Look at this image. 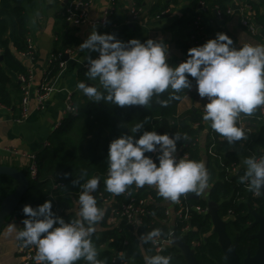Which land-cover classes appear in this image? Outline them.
I'll return each mask as SVG.
<instances>
[{"label":"clouds","instance_id":"clouds-1","mask_svg":"<svg viewBox=\"0 0 264 264\" xmlns=\"http://www.w3.org/2000/svg\"><path fill=\"white\" fill-rule=\"evenodd\" d=\"M51 3L52 0H49ZM98 52L99 57L89 60L86 76L98 85L77 84L84 96L94 103L119 107H150L156 103L167 107L170 100H181L182 93L196 81L198 95L207 99L203 106V121L228 144L246 139V132L238 122L242 115L252 116L264 109V45L244 44L239 48L226 33L202 46L189 49L188 59L178 66L168 63L169 48L163 40L131 39L123 42L114 34H99L93 30L79 46ZM168 93V99L160 97ZM144 122L130 128L132 135H123L109 145L105 191L119 196L134 185L137 189L153 187L157 194L170 202H179L189 193L201 196L211 187L210 173L204 161L178 158V142L187 141V134L175 136L158 134L155 130L138 133ZM156 153V158L146 155ZM156 160L159 161L157 164ZM246 170L239 182L248 191L264 194V156L244 160ZM82 173L80 180L87 176ZM80 184L79 210L76 217L66 221L53 211L51 200L32 207L25 205L23 228L16 239L23 247H34L35 264H106L98 259L93 236L105 216L94 193L99 190L101 178L93 177ZM15 227V226H13ZM171 233H169V236ZM164 233L153 229L140 237L141 244L156 245ZM159 253V249L157 250ZM119 258L124 261L123 252ZM144 264H171L172 257L162 254L145 255Z\"/></svg>","mask_w":264,"mask_h":264},{"label":"trees","instance_id":"trees-1","mask_svg":"<svg viewBox=\"0 0 264 264\" xmlns=\"http://www.w3.org/2000/svg\"><path fill=\"white\" fill-rule=\"evenodd\" d=\"M24 0H0V38L3 45L6 41H2V36L8 28L15 33L16 43L19 47L26 42L27 46V16L24 13ZM177 0H173V4ZM204 1L209 7L210 2L213 7L218 4L213 0H198L194 4V18L198 15L199 2ZM252 7L253 21L259 28L260 32H264V13L261 9L264 7V0H247ZM142 0H138L140 4ZM170 6L166 1L165 5L156 6L154 12H162ZM219 10L224 13L226 8L219 4ZM186 20H180L174 24L173 28L183 29L189 24H193ZM191 33H194L192 30ZM259 40L263 35L259 33ZM200 39V37H199ZM202 41L206 43L203 39ZM193 48L192 43L183 45L184 58L186 61L189 49ZM3 54V53H2ZM5 62L11 69L27 76L28 71L24 68L12 54L7 50L4 54ZM62 59H56L51 67L50 74H56L60 71V63ZM181 62V63H182ZM172 66H178L179 62L169 60ZM81 80L88 79L86 71L81 69L79 72ZM192 85H196L194 78ZM2 79L5 81L4 74ZM192 86V87H193ZM182 93V98L189 92ZM168 93L163 94L160 99H168ZM182 100V99H181ZM181 100H170L167 107H162L156 103L155 98L150 107L144 106H126L119 107L112 104L94 103L89 100L84 104L77 106L78 112L75 115H69L65 118L60 128L55 132L52 139V147L38 154V174L37 178H30V170H26V174L30 179V190L23 197L16 211L7 218V222L15 218L23 227V220L27 217L24 215L23 208L25 205L37 207L44 202L51 200L53 203V211L62 216L66 221H70L76 217L72 210L74 200H78L80 194V184H74L77 179L80 180L82 173L87 171L88 175L80 180L81 184L93 177H100L99 190L94 193L97 198L98 206L105 209L107 219L110 215L109 207L104 205L103 199H108L111 195L105 191L104 179L107 178L108 170V152L110 143L123 135H132L130 128L134 127L138 122H144L143 128L136 133L138 139L144 131L155 130L158 134H169L175 136L177 132L181 135L187 134V141L178 142V152L180 158L188 154L190 159L203 161V156L199 149V136L201 132L209 125V138H216L217 151H211L210 145L206 150L208 157L207 169L210 173V182H213V188L208 198L197 197V195L189 193L184 197L187 204H202L218 206L217 213L223 219H226V230L232 241L237 242V253L243 261L246 257L252 256L258 249V240L255 238L259 231V225H255V218L250 217L249 206L256 213L264 214V200L262 197H254L251 192L247 196L248 203L241 199V194L246 193L244 184L239 182V177L244 175L246 167L241 165V158L238 153L231 150V144H228L219 134L214 132L209 122L203 121L198 113L190 111L188 116L178 115V106ZM261 114V109L253 114L254 119L250 120V125L254 129L253 134L246 135V139L237 143L243 146V157H258L264 154V124H260L257 117ZM242 143V145H241ZM225 154V155H224ZM148 156H154L156 153H146ZM184 155V156H183ZM226 164L236 163L237 174L225 180L226 170L220 164V158ZM157 164L159 163L156 160ZM15 180L6 175H0V205L2 201L11 194L15 189ZM63 182L65 187L60 190H54L55 183ZM56 193L57 200L51 199V194ZM129 192L136 196L146 197L149 193L153 194L158 204L150 206L155 215L143 216L142 225L134 228L123 221L122 226L107 229L101 236L94 234L93 241L97 247L98 259L106 261V264H121L119 252H123L125 260L128 264H144L143 257L147 254H162L172 257L171 264H187L183 252L176 247H170L164 251H158L152 244H141L140 237L145 233L159 228L163 231L164 237L168 238L171 231L175 232L178 237L181 234V228H187L188 231L183 234V239L189 248H193L196 259L199 264H228L223 249L219 243L217 232H213V224L211 215L207 213H194L191 219L187 221H174L173 225L164 224L162 219L165 218V207L161 203L163 198L157 194V191L149 186L137 189L134 185ZM99 193H103L100 197ZM124 199V196L121 197ZM249 204V205H248ZM253 221V223H252ZM252 223V224H251ZM128 244L125 245L124 241ZM103 244H107V249H101ZM80 264H84L83 261Z\"/></svg>","mask_w":264,"mask_h":264},{"label":"crops","instance_id":"crops-1","mask_svg":"<svg viewBox=\"0 0 264 264\" xmlns=\"http://www.w3.org/2000/svg\"><path fill=\"white\" fill-rule=\"evenodd\" d=\"M110 0H92L90 7V16L98 20L103 17L104 11L109 7ZM198 0H179L172 4L169 12L162 17H157L159 12L155 13L156 6L165 5L166 0H116L113 14L110 17V24L113 27L105 28L101 25L85 23L83 25H74L67 22L63 16V11L67 3L66 0H24V13L27 16V35L31 36L35 55L31 59L26 51L28 46L26 42L19 47L16 43L15 33L8 28L2 36L3 59L0 60V165L13 166L20 170L30 169V156L36 155L52 147V139L55 132L60 128L65 118V100L66 93L73 92L76 106L84 104L89 99L78 90L77 84L84 82L88 86L98 85V81L89 79L81 80L79 72L84 69L86 72L89 67L87 57L96 59L98 52L83 50L79 46L85 42L93 30L99 34H114L118 40L123 42L131 39H138L142 43L148 39L163 40L169 48V60L178 61L179 64L184 58L183 45L192 43L190 41L191 27L189 24L183 29L173 28L174 24L180 20L187 22L193 21L194 4ZM217 1L213 7L210 2L207 9L199 8V14L203 21L202 36L205 42L216 38L218 33H226L234 41V46L239 48L244 44L264 45V32L262 40L258 36L252 35L243 27L241 17L238 14H225L221 9L217 11L219 4L224 7H240L248 3L247 0H213ZM259 1V0H256ZM220 8V7H219ZM136 12L134 17L133 12ZM264 13V7L261 9ZM261 31V30H260ZM193 44V43H192ZM194 47V46H193ZM9 51L30 74L29 86L31 97L29 102V113L25 120L20 121L22 108V82L20 73L8 67L5 62V51ZM62 59L60 71L56 74H50L51 67L56 59ZM52 59V60H51ZM63 66H61V64ZM4 74L5 81L2 79ZM47 81L53 84L55 90L46 99L44 108H40L37 100L39 89L44 83L46 74ZM208 101L202 99L197 92V86H193L187 92L178 106L179 116H188L190 111L203 116V105ZM209 125L201 132L199 136V149L206 164L208 157L206 150L210 144ZM242 145V143H241ZM236 152L241 158L242 166L245 158L242 155V148L235 144ZM211 187L202 196H210ZM16 188V182H14ZM100 194L103 193H99ZM122 195H110L107 200H103L104 205H109L122 200ZM72 210L75 214L78 212V200H74ZM163 205L174 209L173 202L163 199ZM106 216V212H105ZM96 225V234L101 236L107 229H113L122 226L123 221L111 222L109 216ZM226 221V219H224ZM216 222V221H215ZM15 226V227H13ZM22 225L12 218L3 227L0 233V264H22L18 248L20 241L16 239ZM215 229V226H214ZM168 248L176 247L181 252L186 253L188 248L183 238L175 235L167 242ZM108 245L103 244L101 249H107ZM149 255V254H147ZM150 256V255H149ZM185 256V254H184Z\"/></svg>","mask_w":264,"mask_h":264},{"label":"built area","instance_id":"built-area-1","mask_svg":"<svg viewBox=\"0 0 264 264\" xmlns=\"http://www.w3.org/2000/svg\"><path fill=\"white\" fill-rule=\"evenodd\" d=\"M67 3L65 5L63 16L65 20L71 24L74 25H83L85 23L93 24V25H101L105 28L113 27V25L110 24V17L113 14V9L116 3V0H110L109 1V7L104 11L103 17L101 19L95 20L92 19L90 16V7L92 4V0H66ZM168 3H170V6L173 4V0H166ZM179 1V0H177ZM169 6V7H170ZM167 8L160 12L157 17L165 16L170 8ZM199 8L207 9V4L204 1L199 2ZM217 11L219 10V7H216ZM133 15L136 17V12L133 10ZM220 12V11H218ZM252 7L248 3L240 6V7H228L226 8L225 14H238L241 17V23L243 27H245L249 33L252 35H258L260 33L259 28L253 21V16L251 14ZM221 13V12H220ZM194 31V33L190 34V41L193 43L194 47L202 46L205 44L202 39V30H203V21L202 17L199 14L195 16V19L193 21L191 31ZM200 37V39H199ZM204 40V39H203ZM27 46L28 50L26 51L27 55L34 59L35 55V46L34 42L29 35L27 38ZM2 54V42L0 38V56ZM52 60V59H51ZM64 63L61 64L63 66ZM50 73V72H49ZM49 78L48 73L46 74L45 80L43 85L38 91L37 94V100L40 108H44V103L46 99L53 93L55 90L53 84H50L47 79ZM29 79L30 74L27 76L22 75L21 76V82H22V100H21V118L20 121H23L26 119L29 113V102L31 97V90L29 86ZM78 112V108L74 102V95L73 92H67L66 93V100H65V115H75ZM255 117L252 116H244L242 115L240 118V121L238 122L240 125L243 126L246 135L253 134L254 129L249 124L250 120L254 119ZM257 120L260 124H264V109H261V114L257 117ZM216 138H210V147L211 151H217V143L215 141ZM244 140V139H243ZM241 140V141H243ZM237 141L235 144L241 142ZM235 144H231V150L236 151ZM240 147H244L240 146ZM178 158H180L179 152L177 153ZM189 156L188 154H185ZM225 155V154H224ZM220 158V164L222 165L223 169L226 170V176L225 180H228L230 177L235 176L238 172L236 171V168L238 167L236 163L226 164V162L223 160V156ZM184 156V155H183ZM261 156H264L261 155ZM154 159L155 157L152 156ZM258 156L257 158H259ZM31 158V166H30V178L36 179L38 174V158L36 155L30 156ZM242 165V164H241ZM64 188L63 183H59L53 186L54 190H60ZM151 189H154L153 187H150ZM155 190V189H154ZM244 190L246 193L241 194V199L246 201L248 203L247 196L251 194L250 191H248L247 186L244 184ZM124 196V199H122L119 202L112 203L109 205L110 215L109 220L111 222H117L118 220L125 221L127 224L131 225L134 228H138L142 225V217L143 216H153L155 215L152 209H150V206L158 204L157 199L155 196L151 193H149L148 196H136L135 194H132L131 192H126L122 194ZM103 194H100V197H102ZM254 197H262V195H255ZM263 198V197H262ZM51 199L56 201L57 195L54 192L51 195ZM107 200V199H103ZM163 205V202L161 203ZM174 209H170L167 207L165 209L166 217L162 219V222L164 224L174 222V221H187L191 219L194 213H207L211 211V208L207 205L202 204H187L184 201V197H181L179 202H173ZM166 207V206H165ZM188 231L187 228H181V234L178 237H183V234H185ZM173 234L175 235L174 231H171V235L168 238L163 237L154 247L156 250L159 249V251H164L168 248V241L172 238ZM176 236V235H175ZM124 244L127 245L128 241L125 240ZM18 253L20 255L22 264H35L34 256L36 254V250L34 247H23L22 242L20 241ZM121 252H119L120 255ZM121 264H128L126 260L122 261L120 258L118 259Z\"/></svg>","mask_w":264,"mask_h":264},{"label":"water","instance_id":"water-1","mask_svg":"<svg viewBox=\"0 0 264 264\" xmlns=\"http://www.w3.org/2000/svg\"><path fill=\"white\" fill-rule=\"evenodd\" d=\"M2 59L3 55L1 54L0 60ZM0 175H6L13 178L17 184L14 191L9 194L0 205L1 233L3 227L7 224V218L16 211L23 197L30 190V179L25 171L7 165H0ZM262 197L264 199V194H262ZM210 212L214 215L213 219L216 221L214 231L219 235V243L221 244L228 264H264V215L256 217L259 224V231L255 235V238L258 240V250L254 255L248 256L241 261V258L237 253V243L233 242L228 235L224 225H222L223 222L220 221L217 216V210L211 208ZM184 254L187 264H199L195 257L194 250L187 249Z\"/></svg>","mask_w":264,"mask_h":264},{"label":"bare ground","instance_id":"bare-ground-1","mask_svg":"<svg viewBox=\"0 0 264 264\" xmlns=\"http://www.w3.org/2000/svg\"><path fill=\"white\" fill-rule=\"evenodd\" d=\"M236 170H237V168H236ZM59 183H63V182H58V183H55L54 185H56V184H59ZM64 184V183H63ZM64 187H65V184H64ZM53 194V193H52ZM51 194V195H52ZM197 197H199V196H197ZM210 208H213V209H216L217 210V208H218V206L217 205H215V204H212L211 206H210ZM210 213V215H211V219H212V224H213V232H215L214 230V226H215V221H214V215L211 213V212H209ZM251 214L254 216V218H255V224H258V222H257V219H256V217L257 216H263V215H259V214H257L253 209H251ZM165 216H166V214H165ZM217 216L219 217V219H220V221H222L221 223H222V225H224V227H225V229H226V224H227V222L226 221H224V219L222 218V217H220L219 216V214L217 213ZM173 223L174 222H170L169 224H171V226L173 225ZM259 225V224H258ZM227 231V230H226ZM173 236H174V234H173ZM172 236V237H173ZM219 236V235H218ZM177 237V236H176ZM178 238H182V237H178ZM235 243H237L236 241H234ZM221 245V244H220ZM238 246V245H237ZM195 253V252H194ZM196 257V256H195Z\"/></svg>","mask_w":264,"mask_h":264},{"label":"flooded vegetation","instance_id":"flooded-vegetation-1","mask_svg":"<svg viewBox=\"0 0 264 264\" xmlns=\"http://www.w3.org/2000/svg\"><path fill=\"white\" fill-rule=\"evenodd\" d=\"M264 200V199H263ZM249 205V204H248ZM249 213H250V217L252 218V215H251V207L249 206ZM258 214V213H257ZM260 215V214H259ZM264 215V214H263ZM252 223H253V221H252ZM251 223V224H252ZM256 225V224H255ZM255 236V235H254ZM258 250V249H257ZM257 252V251H256Z\"/></svg>","mask_w":264,"mask_h":264},{"label":"rangeland","instance_id":"rangeland-1","mask_svg":"<svg viewBox=\"0 0 264 264\" xmlns=\"http://www.w3.org/2000/svg\"><path fill=\"white\" fill-rule=\"evenodd\" d=\"M202 196V195H201ZM202 198H204L203 196H202Z\"/></svg>","mask_w":264,"mask_h":264}]
</instances>
